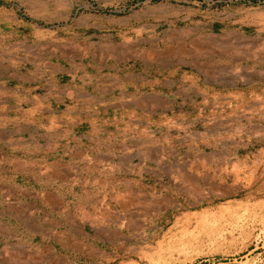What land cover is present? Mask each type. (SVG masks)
I'll return each mask as SVG.
<instances>
[{
	"label": "rangeland",
	"instance_id": "374dc122",
	"mask_svg": "<svg viewBox=\"0 0 264 264\" xmlns=\"http://www.w3.org/2000/svg\"><path fill=\"white\" fill-rule=\"evenodd\" d=\"M0 227V264H264V0H0Z\"/></svg>",
	"mask_w": 264,
	"mask_h": 264
},
{
	"label": "bare ground",
	"instance_id": "6f19581e",
	"mask_svg": "<svg viewBox=\"0 0 264 264\" xmlns=\"http://www.w3.org/2000/svg\"><path fill=\"white\" fill-rule=\"evenodd\" d=\"M206 161V160H205ZM204 165V164H203ZM237 168V167H236ZM185 178V177H184ZM182 179V178H181ZM120 195H122V194H120ZM130 196V195H129ZM124 206H127V202H125V201H123V197L119 200ZM109 213V212H108ZM91 217V216H90ZM104 217H106L108 220H115L114 219V216H112V215H109V214H104L103 215V217H101V218H104ZM83 220L86 222L87 220H89L90 221V218H89V216L88 215H84L83 217ZM90 222H92V224H95V220H93V219H91V221ZM129 223V222H128ZM128 223H126V225H128V227L131 225L130 223L128 224ZM103 224V223H102ZM122 226H124V223H120ZM119 224V225H120ZM127 227V226H126ZM3 230V232H6V230L7 229H4V228H2L1 229V227H0V232ZM112 231V230H111ZM87 234V233H86ZM94 248V247H93ZM66 263V262H65Z\"/></svg>",
	"mask_w": 264,
	"mask_h": 264
}]
</instances>
